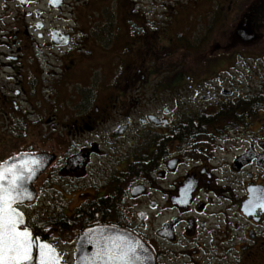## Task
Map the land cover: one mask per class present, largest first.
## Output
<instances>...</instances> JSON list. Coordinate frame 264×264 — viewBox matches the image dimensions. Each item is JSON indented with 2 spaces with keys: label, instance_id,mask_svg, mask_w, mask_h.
<instances>
[{
  "label": "flooded vegetation",
  "instance_id": "1",
  "mask_svg": "<svg viewBox=\"0 0 264 264\" xmlns=\"http://www.w3.org/2000/svg\"><path fill=\"white\" fill-rule=\"evenodd\" d=\"M232 3L0 0V162L53 155L21 208L50 202L27 225L63 264L92 257L105 237L78 241L94 229L153 264H264V210L248 204L264 198V3L241 12L248 41ZM195 16H212L199 40ZM251 62L256 86H234Z\"/></svg>",
  "mask_w": 264,
  "mask_h": 264
},
{
  "label": "snow or ice",
  "instance_id": "2",
  "mask_svg": "<svg viewBox=\"0 0 264 264\" xmlns=\"http://www.w3.org/2000/svg\"><path fill=\"white\" fill-rule=\"evenodd\" d=\"M9 160L12 162H0V264H61L58 250L34 234L18 208L25 200L34 198L27 185L42 161L29 155ZM248 204L250 209L264 210V198L250 200ZM141 249L139 241L126 236L105 237L83 264H143L149 257L141 256Z\"/></svg>",
  "mask_w": 264,
  "mask_h": 264
},
{
  "label": "rangeland",
  "instance_id": "3",
  "mask_svg": "<svg viewBox=\"0 0 264 264\" xmlns=\"http://www.w3.org/2000/svg\"><path fill=\"white\" fill-rule=\"evenodd\" d=\"M232 1H233V3H232L231 13H230L231 23H232L231 31H232V38L235 39V36L233 34L234 33V28L236 27L238 22H242L243 16L241 15L242 14L241 12L243 11L244 7L248 6L247 7L248 10L251 11L255 4H257L259 2L264 3V0H232ZM199 5H201V4H198V7H196L195 10H194L195 14L197 12L203 11L202 7L201 6L199 7ZM213 6H215V4ZM225 7H226V4H225ZM212 12H214V11H212ZM214 13L216 15V11ZM211 20H212V16L209 17V18L203 19V20L201 18L197 19V17L195 16V17H193L191 19L190 22H188V24L190 23V25L187 26V30H189L190 32L193 31V33H194L193 38L199 40V38H203L204 37V35L206 33V30L208 28V25H209ZM177 31H178V29H176V32ZM218 35H219V32H215L214 37L216 38V41H218ZM174 43H177V39H174ZM238 43H239L238 41L237 42H233L232 41V45L231 46L228 43V45H225V48L216 47L215 48L216 50H215L213 55H215V56L221 55L222 56V55H227L230 52L233 55V53H236L235 52V48H238V46L236 47L235 44H238ZM248 49H253L254 50V52H252V55H255V53H257L256 52L257 51V47L256 46L250 47ZM173 64L176 66L175 63H172L169 66H173ZM251 64L252 65H251L250 69L249 68H244V66L241 65V64H239L236 68L232 69V70H234V73L232 74L233 78H232L231 81H233L234 86H240V87L241 86H247V85L256 86V78L255 77H257V74L255 72L257 71L258 67L256 65H254L255 64L254 62H251ZM160 68H162V67H160ZM168 68H170V67H168ZM244 69H245V71H244ZM50 94L51 93H49V96H50ZM89 97H90V95H89ZM1 114H2V112H1V106H0V115ZM2 122H3V120H2ZM0 130H1L0 139H2L3 138V136H2V134H3V123L0 124ZM67 196H69V195H67ZM46 197H48V199H49V194H48L47 191H45L43 193L42 199L46 198ZM73 201H75V198H74ZM49 205H50V202H48V200H46V205H41L39 207H33V208L29 209V210H25L27 218L28 219L29 218L30 219L33 218V215H34L33 213L35 211H36L37 214L44 213L45 212L44 210H48L49 209V208H47V207H49Z\"/></svg>",
  "mask_w": 264,
  "mask_h": 264
},
{
  "label": "water",
  "instance_id": "4",
  "mask_svg": "<svg viewBox=\"0 0 264 264\" xmlns=\"http://www.w3.org/2000/svg\"><path fill=\"white\" fill-rule=\"evenodd\" d=\"M250 20H253L252 17L246 16L245 19L243 20V22H241L237 25L236 35L239 39H242L244 41L255 39V36L253 34H251V25L249 23ZM23 155L34 156V157L39 158L42 161L41 166H40L39 170L37 171L36 175L34 176V178L31 181L28 182V185H27L29 190L33 193V197H34L35 196V190L33 188V182L38 178L39 175H41L46 170V168L48 167L50 162L53 160V155L50 153H38V154H21V155L15 156V157L17 159H19ZM7 161H9V163L12 162L11 160H7ZM31 201L25 200L23 203H29ZM117 235L126 236L133 241H137L131 235H129L127 233H123L122 231H119V232L116 231V233H109V232H107V230H104V229H94L92 231L84 232L83 235L80 237L78 244L82 245L84 243V240H86L87 238H98L99 239L100 237H109V236H117ZM140 254H141V256L143 255V249H141ZM84 255H87V254H84ZM150 255H151V258H150ZM89 256H93V255L90 254ZM148 257H149V259L146 260L145 264H153V257H152V254L149 253V251H148Z\"/></svg>",
  "mask_w": 264,
  "mask_h": 264
},
{
  "label": "trees",
  "instance_id": "5",
  "mask_svg": "<svg viewBox=\"0 0 264 264\" xmlns=\"http://www.w3.org/2000/svg\"><path fill=\"white\" fill-rule=\"evenodd\" d=\"M250 51H251V52H254V50H253V49H250ZM30 224H31V226H32L33 222H30ZM29 227H30V226H29Z\"/></svg>",
  "mask_w": 264,
  "mask_h": 264
}]
</instances>
